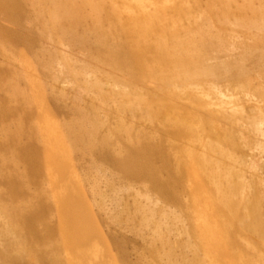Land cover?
I'll return each instance as SVG.
<instances>
[{"label": "bare ground", "instance_id": "6f19581e", "mask_svg": "<svg viewBox=\"0 0 264 264\" xmlns=\"http://www.w3.org/2000/svg\"><path fill=\"white\" fill-rule=\"evenodd\" d=\"M122 1L123 6L119 7L118 0H0V17L8 23L0 22V53L5 51V49L8 51L4 41L7 44L10 42L13 44L20 43V47L23 45L31 48L35 45L36 39H40L38 48L34 49V57H36L38 64L37 68L27 62L28 60H23V65H20L21 67L14 68V71L17 70L15 72L21 73H16L13 79L9 78L11 81L6 78L9 80L6 81L7 83L9 82L8 85H3L2 81L4 80H0V92H9L10 95H14L11 99H15L16 97L20 98L23 104H30L32 101L34 104L37 102L40 108L37 116L40 115L42 118L43 116L46 117L47 114V117L49 116L48 109L44 106L43 98L46 97L51 103L53 102L58 107H61L67 104L68 95L66 91H69L74 96L78 95L76 98H80V100H86L87 97L95 94L100 103L99 110H94L93 112L95 118L93 117L94 120L92 123L87 124L82 121L78 124L70 123L73 121V118L69 119L71 120L69 123L64 121L65 125L63 126H65L69 133L64 134V136H61V134L57 135L59 132L62 133L63 130L62 132L61 130L57 132V126H51L46 123L49 122L47 121L49 117L45 118L44 123H40L41 120H38L39 122L37 123L35 120L38 117L36 119L34 118V123H36H33L34 126H30L31 129L29 128V130L33 132L36 129L39 132L41 143L36 139L40 143L41 149L35 146V143L34 146L30 142V144L27 142V144L25 142L22 144L20 142L21 139L19 140V134L22 132L19 130L16 133H10L11 131L9 132L7 130L0 131V146L5 145L10 139L14 144L17 143L20 145V148L17 147L19 145L16 146L19 148L18 150L22 146L23 152L25 151L24 157L26 162L37 165L34 167L35 169L33 168L34 172L40 165L46 169V162L51 156L49 159L52 166L50 173L55 174L56 177V181L51 183V185L47 182L48 177L45 178L46 176H44L49 171L47 170L44 173L43 176L46 179L44 182L46 183L43 185L46 187L47 184L48 190L47 193L46 190H40L39 197H36L39 200L37 201L36 199L37 202H33V207L35 206V208L29 207L32 204L11 206L10 204H6L8 200L5 204L1 203L3 200L0 202V218L3 220H0L3 222L2 224L0 223V240H4V245L0 247V264H36V258L39 262H42H37V264H87L89 258H92L91 255L95 257L93 259L100 257V252H91L89 246L107 245L105 243L107 240H105V233L103 234L101 232L93 217L95 218V214L96 216L99 215V218L105 223L106 218L110 217L108 213L110 203L108 202L109 199L107 200L104 195L105 192L103 193V190H98L97 185L94 183L95 181L92 180L93 182L91 181L89 183L87 177L81 174L83 170L81 173L78 171L80 167L79 159L82 158H80L82 155L78 157L76 152L80 149L78 142L80 140L84 141V138L88 142L86 145L89 146V149L98 152V157L100 154L103 157H101L102 159L106 157V160H111L114 164L113 166L118 168L115 171H120L118 172V174L120 173L119 175L135 177V180L136 177L142 180L144 178V180H147V184H145L146 181L145 183L143 181L146 189L149 186L156 187L159 191L158 197L160 199H163L160 197V194H162L166 198L168 197L167 200L171 197L175 202L180 203L178 208L180 209L181 207L182 210L180 209L181 211H178V215V212L175 211L176 216L171 215V217L168 215L170 213H164L160 218L159 216L156 217L158 209L160 210V208L156 209L155 206L157 204L147 201V199H151L148 196V191L147 195H141L146 197L145 203L140 204V202L138 204V200L136 201L137 214L131 217V223L134 220L132 218H135L137 215L143 217H141L142 225H140L141 234H143L142 238H144L146 243L152 245L153 248L155 245H169V242H167L170 238L169 234L173 231L172 228L175 225L179 236L184 237L181 245L189 247V251L194 255V260L190 256L192 261L198 259L200 250L203 248L201 253L203 252L204 258L208 260L209 263L206 262L207 264H215L216 259L222 260L225 264H253L256 263V260L259 264H264V255L256 254L258 249H263L264 247V209L262 208L263 212L260 210V201L263 200L264 196H258L256 193L258 190L256 191L254 189L256 192L253 190V193L247 197L246 192H249L244 183L245 181H238L239 177L237 182L236 180L234 181L235 172H233L236 163H247L245 158L247 147L244 144L245 134L253 137L255 149H258L259 152H264V143L259 139L260 135L264 137L263 89L261 90L262 92L256 89V91H260L257 94L260 97L262 96V101L259 100L261 103L258 107L256 106L258 113L255 115H258H250L252 118L250 119L249 114H247L250 120L246 119V121L243 118L247 115L243 113L244 116L241 117L242 113L238 111V108L232 107V109L227 110L225 105L213 100L215 97H212V94L210 95L202 87V83H205L207 79H211L212 83L210 86L217 92L219 90H217L216 86L220 79L227 82L228 85L232 82L231 86L233 82H244L243 79L248 75L247 71H250L247 66H251V64H248V61L251 63L252 58L256 59L254 66L258 63L259 67H257L260 69L261 65L263 68L264 0H207L204 2V8L207 11H214L215 14H213L214 16L217 14V20L223 22V24H232L234 27L240 29L241 32H245V37L242 36L243 38L240 37L238 39L236 35L238 40L233 39L235 37L231 38V33H226L227 31L224 36L219 30L214 31L216 30L214 29L212 32L211 28L213 26H210L212 25L213 17L207 15L204 9L199 8L203 4H201V0ZM106 7L109 9H106L105 12L104 9ZM85 10L87 14H84ZM192 22L194 25L196 24L195 29L189 25ZM229 31H231L230 28ZM227 35L230 36V39H228ZM256 42H259L258 46ZM238 47L241 50L239 49V53L237 52L238 54L235 55ZM74 48L81 51V54H84V50H86L85 52L92 51L91 53H94L95 56L93 57L91 53L90 55L95 59V62L97 61L96 64L91 65V62H83V64L79 65L82 67L81 70L70 68L74 65L73 62H78L77 60L69 58L70 55L68 56V52H71ZM16 49L18 50L19 48L16 47ZM28 53L29 55L30 53L33 54L32 50ZM221 54L225 57L221 58ZM12 55L14 54L12 53ZM87 55L89 59V53ZM92 57L90 59L93 60ZM3 59L6 58L3 57ZM10 60L15 59L11 57ZM1 62L0 72L4 68ZM35 63L32 62L34 65ZM103 65L109 69V74H106L107 76L104 74H99V76L97 73V71L100 73V69L104 67ZM11 68L12 66L10 67V71H13ZM21 68L23 72L41 73L37 76H39L43 84V93L45 96L43 97L41 91H37L35 93L36 102H34V97L31 94L27 96V91L25 93V89H22L20 84H18V81L21 80H25L26 83L30 82L28 76H24L22 71H18ZM253 69H251L252 72ZM4 70L7 71L5 68ZM117 71L120 73L121 78L117 76ZM248 78L250 79L249 75ZM237 86L239 85L237 84ZM258 87L260 88V86ZM76 88H80L82 93H75L74 90ZM243 88L244 86L240 90ZM5 94L9 97L7 93ZM259 96L255 97L258 99L260 98ZM252 97L256 100L254 96ZM243 98L245 99V97ZM6 102V99L0 100V116L2 118L6 115L9 117L14 116L10 113L16 109L10 107ZM15 102L17 103V101ZM30 105L26 106L28 110V106ZM260 105L262 106L260 107ZM75 106L78 109L79 105ZM79 108L80 111L82 110L80 113H82L83 109L81 107ZM33 110L32 112L35 115L36 111ZM217 110L220 112V116L214 119L210 115ZM31 114L29 115L31 116ZM127 114H130L129 117L133 118L132 120L134 122L130 120L132 123L127 124ZM29 115L28 117L31 118L32 116L30 117ZM50 116H52L51 113ZM23 117H21V121L24 120ZM142 121L145 122L144 126L146 128H136ZM221 121L223 123L226 122L225 126ZM32 122L30 123L32 124ZM25 124L24 126H29ZM80 125L84 126L87 131L90 129L93 132L91 133L93 134L92 137L86 138L84 136L87 134V131H85L84 135L80 133L82 132V130L79 132L78 129ZM9 129L11 130V128ZM25 131L23 134L26 133ZM102 131H107L108 134L106 133L107 135L105 136L103 134L101 138L98 137L99 140L97 141V136ZM27 133L30 132L28 131ZM117 134L124 136L121 142L120 138L119 142L117 141ZM27 135L30 136L29 134ZM81 145L85 146L83 143ZM198 146L199 149L201 148L199 153L196 151ZM3 151L8 150L5 149ZM33 151L35 155H30ZM79 152L81 151L79 150ZM12 156L13 153L10 157ZM98 157L96 155V158ZM74 159H76V163ZM156 160L158 163L160 162L159 164L162 166L160 168L165 172V174L163 173L165 176L160 174L161 171L157 167L158 163L155 162ZM26 162L24 163L25 166ZM7 164L10 165L9 162ZM93 166L97 171L99 167L102 168V166L98 168L95 165ZM81 168L83 169V167ZM84 168L86 167L84 166ZM88 168L90 169L91 167L89 166ZM101 168L99 171H101ZM30 169L31 171L28 170V172L31 173L33 169ZM18 172L20 173V171H17V173L9 172L10 174H5L0 170V182H4L7 185L8 188H4V191L8 195L12 196V194H15L17 196L26 190V183L29 181L27 180L29 177L27 174L19 175ZM82 175L83 179L80 177ZM123 178L125 179V177ZM115 181H109L108 187L111 189V195L114 198V209H117V196L122 194V192L117 191L118 184ZM36 182L37 184H41V182ZM36 182L33 181L35 188ZM153 189L152 193L155 194L156 191L154 192ZM86 191L91 196L90 201L87 198ZM184 192L189 194V201H185V199L184 202L182 201ZM1 193L0 196L2 195ZM11 196L10 198L13 197V201L17 198ZM28 196L30 195L28 194ZM46 199H51L52 202L50 200L47 202L45 201ZM29 201L31 202L32 200L29 199ZM200 202H203V204L206 203V205L208 204L210 209L202 206L203 204L201 205ZM53 205L57 212L55 216L54 212L52 214ZM200 205L202 208H200ZM241 205L245 207L244 213L242 212V214L239 212ZM92 206L96 208H94L96 210L95 213L93 212L94 209H92ZM170 208L172 209V207ZM167 211L171 212V210ZM16 215L21 216L22 221L31 227L35 240L39 243L48 241L52 248L49 254L44 251L38 253L36 251L37 249H35L38 246L33 245L35 242L32 245L35 252H37V254L35 253L36 256L33 255L32 250L34 249L30 250V252L27 251L26 246H28L29 242L26 246H23L25 244L21 236L22 232L17 231L19 228L17 229L15 223L16 218L14 217ZM46 215H53L56 218L57 227L52 224L54 223V218L51 216L49 218H53L51 219L53 220L52 223L46 222L48 220L47 217L46 220L40 219L41 221H38L39 216L44 218ZM156 218L160 219L156 222ZM115 219V223H117V215H115ZM168 220H172L173 225L171 223V228L165 229L167 227L163 228V226L169 225ZM174 222H178V225ZM110 234H113V232ZM110 234L107 236L112 245L116 247L119 245L117 242L124 240L118 239L117 241V236ZM175 235L176 232L173 236ZM44 244H42L43 247ZM47 244L45 245L46 250H49L50 247ZM24 247L26 248V252L33 253L32 256L30 254L33 259L26 256ZM64 247L68 250V258H64L66 260H63V257L61 258L60 256L61 249ZM169 249L165 250L162 255L159 251H154H156V254H159L160 259L162 256H167L170 259L171 253ZM98 258L97 264H102L101 262L104 261H101V257ZM160 259L159 261L162 260ZM203 259L201 258L200 260L199 258L196 264H206L204 263L206 259ZM159 261H156V263ZM181 261L183 262L185 260H180L179 264ZM89 262L91 261L89 260ZM170 263L172 264V262ZM174 263L176 264L175 260Z\"/></svg>", "mask_w": 264, "mask_h": 264}, {"label": "rangeland", "instance_id": "374dc122", "mask_svg": "<svg viewBox=\"0 0 264 264\" xmlns=\"http://www.w3.org/2000/svg\"><path fill=\"white\" fill-rule=\"evenodd\" d=\"M205 1H207V0H201V6L199 7L200 9H204L205 11H206V14L207 15H210V16H212L213 18H212V25L210 26V27H212L211 29H212V32H213V30L214 29H216V30H214V31H218L219 30V32H221L222 34H223V36L225 35V32L226 33H231V38L232 37H235V38H233V39H235V40H238V39H240V37H245V32L243 33V32H241L240 31V29H238L237 27H234L232 24H223V22H221V21H219V20H217V14H216V16H214V14H215V12L214 11H207L204 7V2ZM118 4H119V7H121V6H123V1L122 0H118ZM106 9H109L108 7H106L105 9H104V11L106 12ZM214 13V14H213ZM84 14H87V11L85 10L84 11ZM212 14V15H211ZM219 15V14H218ZM0 19L2 20H0V22L1 23H7V21H5L3 18H1L0 17ZM4 20V21H3ZM214 21V22H213ZM219 21V22H218ZM222 23V24H221ZM8 24V23H7ZM187 24V23H186ZM192 24V25H191ZM188 25V24H187ZM190 25V27L191 28H193V29H195L194 27H195V25L193 24V22L192 23H190L189 24ZM215 27V28H214ZM217 27V28H216ZM221 27V28H220ZM190 28V29H191ZM229 28H230V30L231 31H229ZM221 30V31H220ZM224 32V33H223ZM241 34V36H239ZM243 34V35H242ZM230 35V34H229ZM238 36V39H237V36ZM228 36V35H227ZM226 37V36H225ZM230 36H228V39H230L229 38ZM242 37V38H243ZM227 38V37H226ZM4 41V40H3ZM5 43L4 44H6V46H7V49H8V51L5 49V51H3L2 53H0V58H1V56H2V60L0 59V62L3 64V67L7 70V71H5L4 70V68H3V70L0 72V80H4V81H2V83H3V85H8V83L6 82V81H9L10 79H13V78H15V76H16V73L17 72H15V71H17V70H15L14 71V68L16 67V69H17V67L19 66V67H21L20 65H23L22 64V62H23V60H28L27 62H29L31 65H33V66H35L36 68H37V66H38V64H37V61H36V57H34L35 55H34V49H37L38 48V45H39V43H40V39L38 38V39H36V43H35V47L33 46V47H31V48H28V47H25V46H23V45H21V47H20V43H12V42H8L9 44H7V42L6 41H4ZM251 43V42H250ZM252 43H253V41H252ZM257 43V44H256ZM255 44L258 46L259 44V42H256ZM19 44V45H18ZM11 46V47H10ZM9 47V48H8ZM13 47V48H12ZM16 47L17 48H19L18 50L16 49ZM40 47V46H39ZM239 47H240V45H239ZM237 48L236 49V52H235V55H237L239 52H238V50L240 49L241 50V48ZM21 48V49H20ZM23 48V49H22ZM32 50V52H33V54H31L30 53V55H29V53L28 52H31V50ZM26 50V51H25ZM28 51V52H27ZM86 50H84L83 51V53L84 54H81V51H78V50H76L75 48L74 49H72V51L71 52H68V56H69V58H72L73 60H77L78 62H73L74 63V65L73 66H71L70 68H72V69H74V70H77V69H79V70H81L82 69V67L81 66H79L80 64H83V62L85 63V62H88V63H90L91 65H95L96 64V62H95V59L93 58L95 55H94V53H91L92 51H87V52H85ZM17 52V53H16ZM238 52V53H237ZM4 53V54H3ZM12 53L14 54V55H12ZM25 53V54H24ZM89 53V55H90V53L93 55V57L90 55V57H89V59H88V54ZM8 54H10L11 55V57H12V59H15V60H10L11 59V57H10V55H8ZM23 54V55H22ZM33 55V57H31ZM3 57H5L6 59H3ZM14 57H16L17 59H18V57H19V59L21 60H17L16 58H14ZM85 57V58H84ZM93 58V60L92 59H90V58ZM225 56L223 55V54H221V58H224ZM23 58V59H22ZM34 60H33V59ZM8 59V60H7ZM253 59L254 58H252V60H251V63L248 61V64L250 65L251 64V66H247V68L250 70L249 72L247 71V73H248V75H249V77H250V79L248 78V75H247V77H245L243 80H244V82H240V83H238V82H233V84H235V85H233L232 84V86H231V83H229V85H228V83L227 82H224L223 80H218V82L219 83H217V90H219L218 92L216 91V90H214V89H212L211 88V79H207L206 81H205V83L203 82L202 83V87L204 88V90H206L207 92H209V94L212 96V97H215V98H213V100H215L217 103H222V105H225L224 107L227 109V110H229L230 108L232 109V107L233 108H238V111H240L242 114H241V117L242 116H244L243 115V113L245 114V115H247V114H249V117H250V115H255L256 113H258L256 110H258L257 109V107L259 106V104L261 103V97L259 96V94H257V93H259L262 89V91H263V94H264V66H263V68H262V66L260 65V69L258 68L259 67V65H258V63L254 66V63H256V59H254V61H253ZM3 60H5V61H3ZM17 60V61H16ZM31 62H30V61ZM82 60V61H81ZM88 60V61H87ZM250 60V59H249ZM8 63H7V62ZM246 61V62H247ZM4 62V63H3ZM10 62V63H9ZM25 62V61H24ZM32 62L33 63H35V65L34 64H32ZM6 63V64H5ZM8 64H11V65H8ZM12 64H14V65H12ZM16 64V65H15ZM76 64V65H75ZM247 64V65H248ZM101 65V64H100ZM12 66V68H11V70L13 69V71H10V67ZM104 66V65H103ZM258 66V67H257ZM9 67V68H8ZM77 67V68H76ZM255 67H257V68H255ZM256 70H254V69ZM251 69H253V72L251 71ZM258 69V70H257ZM25 70V69H24ZM104 70V71H103ZM261 70V71H260ZM9 71V72H8ZM18 71H22V68L21 69H18ZM39 71V70H38ZM10 72H12V73H10ZM15 72V73H14ZM23 72V71H22ZM25 72V71H24ZM23 72V74H24V76H28V78L30 79V84L29 83H26V81L24 80H21V81H18V84H20V86L22 87V89H25V93H26V91H27V96H30V94L34 97V102H36V97H35V93L37 92V91H41V94H43V97L45 96L44 95V88H43V84L41 83V81H40V78H39V76H37V75H40L38 72V74H36V73H33V72H25L24 73ZM102 72V73H101ZM260 72V73H259ZM19 73H21V72H18L17 74H19ZM97 73H98V75L100 74H104V75H106V74H109V69L106 67V66H104L102 69H100V73L97 71ZM112 73V72H111ZM11 74V75H10ZM27 74V75H26ZM113 74V73H112ZM120 73L117 71V76H120V78H121V75H119ZM15 75V76H14ZM99 75V76H100ZM9 76V77H8ZM12 76V77H11ZM107 76V75H106ZM111 76V75H110ZM252 77V78H251ZM3 78H5V79H3ZM9 79V80H7V79ZM246 78H248L247 80H246ZM36 80V81H35ZM11 81V80H10ZM208 81V82H207ZM221 81V82H220ZM21 82V83H20ZM225 83V84H223V83ZM6 83V84H5ZM24 83V84H23ZM226 83H227V85H226ZM239 85V86H237V84ZM0 84H1V81H0ZM242 84H243V86H244V88L243 89H241L240 90V88H242L243 86H242ZM254 86H253V85ZM224 85V86H223ZM247 85V86H246ZM252 85V86H251ZM257 87H256V86ZM1 86V85H0ZM223 86V87H222ZM229 87V89H228V87ZM236 86V87H235ZM241 86V87H240ZM246 86V87H245ZM258 86H260V88L258 87ZM208 87V88H207ZM210 87V88H209ZM262 87V88H261ZM237 88V89H236ZM250 88H252V89H250ZM238 89H239V92H238ZM255 90V92H253L254 90ZM256 89H258V90H260V91H256ZM70 90V89H69ZM221 90V91H220ZM228 90V91H227ZM243 90H245V91H243ZM1 91V90H0ZM8 91V90H7ZM75 93H77V94H79V92L80 93H82V90L80 89V88H76L75 90ZM247 91H248V94H247ZM249 91H251V93H249ZM261 91V92H262ZM69 92V91H68ZM68 92L66 91V93H67V95H68V98H67V104H65V105H63V106H61V107H58L57 105H55V103H51V101L48 99V98H43V102H44V106L48 109V113H49V118L47 117V115H46V117H44L43 116V118L40 116V115H38L37 116V114H39L38 113V111L40 110V108H39V106H38V103L36 102L35 104L33 103V101L31 102L32 103V105H30V104H23V103H21V101H20V98H15V99H11V98H13V96L14 95H10V93L9 92H4V93H2V92H0V93H2V95H0V100H2V99H6V104H9L10 105V107H12L13 109L14 108H16V109H14V111H12L10 114L11 115H14V116H8V115H6V116H4V118H2V116H0V131L1 132H3V131H11L10 133H16V131H20V132H22L21 134H19L20 136H19V140H20V142L23 144V142H27L28 144H30V143H32L33 144V146H34V143L36 144L35 146H38V148H40L41 149V145H40V143H41V141H40V135H39V132L36 130V129H34L33 130V132L35 133H33L32 132V130H29V128H30V126H34V124L37 122H39L40 120V123H44L43 121H45V118H48V120L47 121H49V122H46V123H48L49 125H54V126H57V132L59 131V130H61V132H62V130H63V132H65V133H60L59 132V134L57 133V135H60L61 134V136L63 135L64 136V134H66V133H68V131H67V129L65 128V126H63V125H65V122L66 123H69V121H71V120H69V119H72L73 121H71L70 123H74V124H78V123H80V121H82V122H84V123H87V124H89V123H92V121L94 120V118H95V116H93V112H94V110H99V106H100V103L98 102L99 100H98V97L95 95V94H93V95H91L90 97H87V99L86 100H80V98L78 99V98H76V97H78V95L77 96H74L72 93H70L69 92V94H68ZM5 93H7L8 95H9V97H7V95L5 94ZM28 93H29V95H28ZM218 93V94H217ZM228 93V94H227ZM215 94V95H214ZM217 94V95H216ZM222 94V95H221ZM224 94V95H223ZM250 94V95H249ZM253 94V95H252ZM255 94V95H254ZM257 94V95H256ZM219 95V96H218ZM73 96V97H72ZM221 96H223V97H221ZM245 97V99L243 98V97ZM252 96H259L260 98H256V100L252 97ZM70 97H71V99H70ZM94 97V98H93ZM233 97V98H232ZM246 97H248V98H246ZM252 97V98H251ZM76 98V99H75ZM11 99V100H10ZM92 99V100H91ZM242 99H244V100H242ZM70 102H69V101ZM77 100H79V101H77ZM250 100H251V103H250ZM257 100H258V102H257ZM259 100H261L260 102H259ZM9 101V102H8ZM15 101H17V103L15 102ZM19 101V102H18ZM50 101V102H49ZM76 101V102H75ZM222 101V102H221ZM226 101V102H225ZM249 101V102H248ZM253 101V102H252ZM15 102V103H14ZM48 102H49V104H48ZM71 102H73L72 103V105H74L73 107H72V105H71ZM78 102V104H76ZM85 103V105H84V103ZM90 102H92V103H90ZM254 102H256L255 104H254ZM83 103V104H82ZM233 103H235L236 104V106H235V104H233ZM14 104V105H13ZM83 106H85V107H83ZM13 105V106H12ZM27 105H30V106H28V108H29V110L31 111H29L28 109H27ZM36 106V107H34V106ZM52 107H51V106ZM75 105H79V107H81L82 109H83V112L82 113H80L81 111L79 110L80 108L78 107V109L76 108V106ZM216 105H219V104H216ZM38 106V107H37ZM70 106H71V108H70ZM215 106V105H214ZM214 106H213V109H214ZM231 106V107H230ZM257 106V107H256ZM262 105H260V107H261ZM54 107V108H53ZM63 107V108H62ZM18 108V109H17ZM24 108V109H23ZM34 110H33V109ZM36 108V109H35ZM86 108V109H85ZM215 108L216 109H218V107L217 106H215ZM38 109V110H37ZM73 109V110H72ZM246 109V110H245ZM32 110L33 111H36L35 112V115H36V117H34L35 115H34V112H32ZM67 110V111H66ZM74 110H76V111H74ZM77 110H78V114L76 115V113H77ZM93 110V111H92ZM255 110V111H254ZM20 111H22V112H20ZM30 113H29V112ZM61 111V112H60ZM213 111V110H212ZM15 112V113H14ZM17 112V113H16ZM28 112V113H27ZM254 112V113H253ZM13 113V114H12ZM31 113H33V114H31ZM50 113H51V115L53 116H50ZM9 114V115H10ZM17 114V115H16ZM20 114H22V115H20ZM25 114H26V118H25ZM29 114H31V116L33 117H31ZM82 114V115H81ZM28 115L32 118H29L28 117ZM101 115V117L102 118H104L103 117V115L102 114H100ZM128 115V114H127ZM126 115V122H127V124H130V123H132V122H134V120H132L133 118H130L129 117V115L127 116ZM258 115V114H257ZM257 115H255V116H257ZM24 116V117H23ZM76 116V117H75ZM80 116H81V119H80ZM210 116H212V117H214V119H216V118H218L219 116H220V112L217 110L216 112H212L211 113V115ZM252 116V117H253ZM9 117V118H8ZM12 117V118H11ZM19 117V118H18ZM21 117H23L24 118V120L23 121H21L22 120V118ZM38 117V118H37ZM94 117V118H93ZM209 117V116H208ZM249 117H248V115L247 116H245L243 119H249ZM3 120H2V119ZM29 118V119H28ZM36 120H35V119ZM51 118V119H50ZM77 120H76V119ZM5 119V120H4ZM19 119V120H18ZM21 119V120H20ZM27 119V120H26ZM43 119V120H42ZM55 120V123H56V125H55V123H54V120ZM129 119V120H128ZM250 119H252L251 117H250ZM249 119V120H250ZM17 120V121H16ZM34 120L36 121L35 123H34ZM39 120V121H38ZM52 120V121H51ZM74 120H75V122H74ZM132 122H131V121ZM14 121V122H13ZM18 121H19V123H18ZM31 121H33L32 122V124L30 123ZM65 121V122H64ZM79 121V122H78ZM110 121V120H109ZM247 121V120H246ZM6 122V123H5ZM18 124H17V123ZM21 122H22V124H21ZM28 122V123H27ZM63 124H62V123ZM10 123V124H9ZM25 125H29V126H24V124ZM34 123V124H33ZM58 123V124H57ZM144 123V124H143ZM221 123H223V121H221ZM16 124V125H15ZM21 124V125H20ZM111 124H113V123H111ZM225 124H226V122H224L223 123V125L225 126ZM229 124V123H228ZM21 126V128H19L20 126ZM61 125V126H60ZM141 125H142V127H141ZM145 122H141V123H139L138 124V126H136V128H146L145 126ZM59 126V127H58ZM77 126V125H76ZM15 127V128H14ZM8 128V129H7ZM9 128H11V130L9 129ZM27 128H28V130H27ZM56 128V127H55ZM59 128V129H58ZM13 129V130H12ZM26 131H25V130ZM31 129V128H30ZM79 129V132L82 130V132H80V133H82L83 135H84V133H85V131H87V129L84 127V126H81L80 125V128H78ZM27 133L28 131L30 132V133H27V134H29L30 136H28L26 133V135L25 134H23L24 133V131ZM65 130V131H64ZM0 132V133H1ZM32 132V133H31ZM103 132V133H102ZM101 132V134L100 135H98L97 136V141L99 140V138H101L102 137V135L104 134V136L105 135H107L108 134V132L107 131H102ZM91 133H93L90 129L87 131V134H85L84 136L86 137V138H88V137H92V135L93 134H91ZM107 133V134H106ZM69 134V133H68ZM33 135V136H32ZM35 135V136H34ZM39 135V136H38ZM87 135V136H86ZM246 136H245V141H246V143H245V141H244V144L246 145V147H247V150H246V147L244 146V148H245V150H246V152H245V154H246V161H247V163L246 164H239V163H236L235 164V166H234V168H233V172H235L234 173V181L236 180V182H237V180H238V177H239V180L238 181H240V180H242L245 184H246V186H247V188H248V192L250 193H247L246 192V196L248 197L249 195H251L252 193H253V190H254V192H256L257 193V195L258 196H264V152H262V151H260L259 152V150L258 149H255L254 148V140H253V137L251 136V135H249V134H245ZM23 136V137H22ZM54 137H55V135H53ZM119 136V137H118ZM122 135H119V134H117V141L119 142V138L121 139L120 140V142L123 140V137L124 136H122ZM27 137H28V139H27ZM34 137V138H33ZM99 137V138H98ZM30 138V139H29ZM33 138V139H32ZM38 139V142L40 141V143H38L37 142V139ZM40 138V139H39ZM65 138V137H64ZM259 139L264 143V137H262L261 135L259 136ZM27 140V141H26ZM34 140H35V142H34ZM242 140V139H241ZM10 141V142H9ZM84 141H85V138H84ZM84 141H81L80 140V142H78L79 143V146H80V149H79V146H78V149L81 151V152H79V150L76 152V154H78V157L80 156V155H82V156H80V158L82 159H79V161H80V164H79V168H78V171H80V173H81V171H82V173L81 174H83L85 177H87V181H89V183L93 180V181H95L94 183L97 185V187H98V190H103V193H104V195L106 196V198H107V200H108V202L110 203V205H109V207H108V209H109V218H106L107 220H105L106 222L105 223H103L102 222V220L99 218V215H97L96 216V214H95V218L93 217V219L97 222V224H98V226H99V229L101 230V232L105 235V240H107L105 243L107 244V245H93V247H90L89 246V248H90V251L91 252H95V251H98V252H100V254H99V256L101 257H99L100 259H101V261H104V262H101L102 264H171L170 262H172V264H173V262H174V260L176 261V264L178 263L179 264V261L180 260H182V259H184L185 261H181L180 262V264H196L197 263V260H199V258H200V260H201V258L203 259L204 258V253L202 254L201 253V251L203 250V248H201L202 250H200V254L198 255V259L197 258H195V259H197L196 261H192V258H193V260H194V255H193V253L192 252H190L189 250H190V248L189 247H187L186 245H181L182 243H181V241H182V239L184 240V237L182 238V236H179V234H178V232L176 231V227H175V225H174V227L172 228L173 229V234H172V232L169 234L170 236V241H169V239H168V241L167 242H169L168 244L169 245H157V246H159V247H157L156 245V247L154 246V248L152 247V245H149L148 243H146L145 242V240H144V238H142V235L143 234H141V226L140 225H142V216H139V215H137L135 218H132V219H134L133 220V222L131 223V217H134V215H136L137 214V206H136V204L138 203H140V204H143V203H145L146 202V197H144L145 195H147V191H148V193H149V198H151L150 200H148L147 199V201H149V203L151 202V203H153V204H157L155 207H156V209H158V208H160V210H161V212H162V215H161V212H160V210L158 209V211H157V213H156V217H162L163 215H164V213L166 214V213H170V214H168L169 216H176V212H178L180 209L182 210V208L180 207V209L178 208V206H180V203L179 202H175V200L173 199V198H171V197H169V199H171V200H167V198L165 197V196H163L162 194H160L159 196L161 197V198H163V199H160L159 197H158V194H159V191L157 190V188L156 187H154V186H149L147 189H146V187H145V184H147V180H144V178H143V180L141 179V178H138L137 179V177H136V180L134 179L135 177H131V176H127V175H124V176H121V175H119L118 174V172H120V171H115V170H118V168L117 167H115V166H113L114 164L111 162V160H106V157H104V159H102L103 157L99 154V157H98V152L96 151V150H92V149H89V146H87L86 144H88V142H84ZM30 142V143H29ZM37 142V143H36ZM250 142V143H249ZM1 143V142H0ZM9 143V144H8ZM13 141H11V139L10 140H8V142L5 144V145H2V146H0L1 148H0V170H2L5 174H10V173H17V171H20V173L18 172V174L19 175H21V174H27L28 175V179L27 180H29L27 183H26V190H27V192H22L21 194H18L17 196L15 195V194H12V196H14V198H16V199H14V201H13V197L11 196V195H8V193H5V189H7L8 187H7V185L4 183V182H0V193L2 194L1 196H0V202L1 203H3V204H5L6 203V201L8 200V202L6 203V204H10L11 206H14V205H20V204H22V205H20V206H23V205H31V206H29V207H33V202L35 203V202H37L39 199L38 198H36V197H39V193H40V190L41 189H43V190H46V193H47V190H48V187H47V184H46V187L44 186L45 184L44 183H46V182H44V181H46V179L45 178H47L48 179V181L47 182H49V184H51V183H54V181H56V177H55V174H53V173H50V169L52 168V166H51V164H50V162H49V159L51 158V156L48 158V160H47V162H46V169H45V167L43 166H39V168H37L36 169V171L34 172V167L35 166H37L36 164H31V162H29V163H27L26 162V160H25V151L23 152V150H22V146H21V149L20 150H22V152H20V150H18L19 148H20V145L19 144H17V143H13ZM26 143V144H27ZM81 143H83V145H85V146H82L81 145ZM38 144V145H37ZM12 145V146H11ZM17 145H19V146H17ZM250 145V146H249ZM253 145V146H252ZM5 146H7V147H5ZM19 147V148H17V147ZM85 147V148H84ZM5 149H7L8 151H3V150H5ZM33 149H35V148H33ZM17 150H18V152H17ZM59 150V149H58ZM84 150V151H83ZM87 151V152H86ZM97 153H95V152ZM196 151H197V153H199L200 151H201V148L199 149V146H198V148H196ZM5 152H6V154H5ZM13 153V156L12 157H10L11 156V154ZM50 154V153H49ZM5 156V158H3L4 156ZM16 155H17V157H16ZM30 155H35V153H34V151L33 152H31L30 153ZM85 155V156H84ZM96 155H97V157L98 158H96ZM14 156H15V159H14ZM3 159H2V158ZM7 157V158H6ZM10 157V158H9ZM102 157V158H101ZM12 158V159H11ZM101 158V159H100ZM5 159V160H4ZM6 159H9V160H6ZM11 159V160H10ZM96 159V160H95ZM99 159V160H98ZM1 160H3V161H1ZM101 160V161H100ZM106 160V161H105ZM250 160V161H249ZM18 161V162H17ZM91 162V163H89V162ZM103 161V162H102ZM107 161H109V162H107ZM249 161V162H248ZM10 163V165L9 164H7V163ZM14 162V163H13ZM16 162V163H15ZM22 162V163H21ZM26 162V166H25V163ZM74 162L76 163V159H74ZM155 162H157L158 163V161L156 160ZM252 162V163H251ZM100 163H101V165H100ZM160 163V162H159ZM157 164L158 166V168L160 169V174L161 175H164L165 174V172H163L162 170H161V168L160 167H162L160 164ZM13 164V165H12ZM22 164V165H21ZM83 164H85V165H83ZM89 164V165H88ZM91 164V165H90ZM239 164V165H238ZM7 165V166H6ZM33 165V166H32ZM93 165H95L97 168L99 167V166H102V168L101 167H99V169L101 168V171H99V169H98V171H97V169L95 168L94 169V166ZM98 165V166H97ZM12 166V167H11ZM32 166V167H31ZM84 166L86 167V168H84ZM91 167L90 169L88 168V167ZM5 167H6V169H5ZM42 167V168H41ZM81 167H83V169L81 168ZM8 168V169H7ZM17 168V169H16ZM30 168H34L33 170H32V172H34L33 174H32V172L30 173V172H28V170L29 171H31V169ZM115 168V169H114ZM117 168V169H116ZM45 169V170H44ZM86 170V172H85V170ZM163 169V168H162ZM49 171V175L46 173V171ZM89 170V171H88ZM235 170V171H234ZM39 171H41L40 173H38ZM95 171V172H94ZM116 173H115V172ZM10 172V173H9ZM37 172V173H36ZM99 172V173H98ZM113 172V173H112ZM44 173H46V175H44ZM112 173V174H111ZM164 173V174H163ZM237 173V174H236ZM240 176H239V175ZM32 175H34V176H32ZM41 175H42V178H41ZM46 176L45 178H44V176ZM83 175L82 176H80V177H82L81 179H83ZM110 175V176H109ZM112 175V176H111ZM32 176V177H31ZM93 176V177H92ZM165 176V175H164ZM35 177V178H34ZM90 177V178H89ZM123 177H125V179L123 178ZM126 177H128V178H126ZM241 177V178H240ZM41 180H40V179ZM115 179H117L116 181H115ZM133 179V180H132ZM31 180H32V183H33V181L34 182H36V181H38V182H41V184L40 183H38L37 184V182H36V188L34 187V183H33V185H31L32 183H31ZM40 180V181H39ZM106 180V181H105ZM111 182V181H115L117 184H118V186H117V191H120V192H122V194H119L118 196H117V209L115 208L114 209V205H113V202H114V198L112 197L113 195H111L112 193H111V189L108 187V184L110 183L109 181ZM92 181V182H93ZM101 181V182H100ZM128 181V182H127ZM135 181H136V183H135ZM138 181V182H137ZM142 181V183H140ZM143 181H144V183H145V181H146V183L144 184L143 183ZM122 182V183H121ZM121 183V184H120ZM138 183V184H137ZM44 184V185H43ZM149 184V183H148ZM38 185H40L39 187H37ZM42 185H43V187H42ZM52 185V184H51ZM121 185V186H120ZM123 185V186H122ZM130 185V186H129ZM131 188H129V187ZM143 186V187H142ZM33 187V188H32ZM42 187V188H41ZM122 187V188H121ZM125 189H124V188ZM133 187V188H132ZM145 187V188H144ZM5 188V189H4ZM28 188V189H27ZM30 188V189H29ZM35 188V189H34ZM46 188V189H45ZM121 188V189H120ZM151 188V189H150ZM155 190H154V189ZM146 189V190H145ZM151 191H150V190ZM152 189H153V191L155 192L156 191V193L155 194H153L152 193ZM252 189V190H251ZM127 190V191H126ZM134 191V192H136V193H132V191ZM34 191V192H33ZM250 191H252V192H250ZM33 192V193H32ZM36 192H37V196H36ZM49 192V191H48ZM125 192V193H124ZM130 192V193H129ZM27 193V194H26ZM86 194H87V198H89L88 200L90 201L91 199H90V197L91 196H89V194H88V192L86 191L85 192ZM146 193V194H145ZM24 194H26V195H24ZM28 194L31 196H28ZM136 194V195H135ZM144 194V196H141V195H143ZM263 194V195H262ZM33 195V196H32ZM48 195H49V197H50V194L48 193ZM122 197H121V196ZM151 195V196H150ZM4 196V197H3ZM9 196V197H8ZM10 196L12 197V198H10ZM25 196V197H24ZM89 196V197H88ZM108 196V197H107ZM156 196V197H155ZM34 197V198H33ZM165 197V198H164ZM183 197L184 198H182V201L184 202V199H185V201L186 200H188L189 199V194L186 192H184V194H183ZM24 200H23V199ZM27 198V199H26ZM29 199L30 200H32L31 202L29 201ZM36 199H37V201H36ZM52 199V198H51ZM51 199H46L45 201H47V202H49V200L52 202V200ZM98 199H99V197H98ZM112 201H111V200ZM145 199V200H144ZM154 199H156V200H154ZM22 200H23V202H22ZM139 202H138V201ZM144 200V202H142ZM158 200V201H157ZM163 200V201H162ZM164 200H165V202H164ZM245 200H247V199H245ZM122 201V202H121ZM136 201H137V203H136ZM172 201V202H171ZM189 201V200H188ZM11 202H13L12 204H11ZM16 202V203H15ZM19 202V203H18ZM28 202H29V204H28ZM123 202H124V204H123ZM161 203H163L162 205H160ZM174 205H172V204ZM177 203V204H176ZM125 206L126 204H128L127 206H123V205ZM134 206H133V205ZM200 204L202 205L203 204V202L201 203L200 202ZM166 205H168V206H166ZM190 205H191V203H190ZM200 205V206H201ZM158 206V207H157ZM202 206H204V207H208V204L206 205V203L205 204H203ZM202 206L200 207V208H202ZM129 207V208H128ZM162 207V208H161ZM170 207H172V209L170 208ZM178 209H177V208ZM183 207V206H182ZM210 207V206H209ZM208 207V208H209ZM33 208H35V206L33 207ZM32 208V209H33ZM53 211H52V214H54V216L57 214V212H56V209H54V205H53ZM95 208V206H92V209H94ZM112 209V211H111V209ZM122 210H121V209ZM124 208V209H123ZM166 208V209H165ZM245 207L243 206V205H241L240 206V208H239V212H240V214H242V212L244 213V209ZM262 208L264 209V198H263V200H261L260 201V210L262 211ZM96 209V208H95ZM93 210V212L95 213L96 212V210ZM165 209V210H164ZM191 209H192V205H191ZM210 209V208H209ZM55 210V211H54ZM120 210V211H119ZM167 210H171V212L170 211H167ZM180 210V211H181ZM183 210H184V207H183ZM125 211V212H124ZM134 211V212H133ZM165 211V212H164ZM176 211V212H175ZM264 211V210H263ZM262 211V212H263ZM54 212V213H53ZM119 212H120V215H119ZM129 212V213H128ZM158 212H160V213H158ZM175 212V213H174ZM114 213V214H113ZM117 213V214H116ZM126 213V214H125ZM130 213H131V215H130ZM132 213H133V215H132ZM264 213V212H263ZM129 214V215H128ZM160 214V215H159ZM179 214V212L177 213V215ZM112 215V216H111ZM115 215H117V223H115V221H116V219H115ZM119 215V216H118ZM127 215V216H126ZM17 216V217H16ZM14 218H16V226H17V231H21L22 233H21V236L23 237V243L25 244V245H23V246H26L27 245V243H28V246H26V248H27V251L28 252H30V250H32V249H34L33 248V245L34 246H38L37 248H35V249H37L36 251L39 253L40 251H41V253L44 251L45 253H48L49 254V252H51L52 251V248L50 247V245H49V243H48V241L46 242H41V243H39L37 240H35L34 239V235L32 234V229H31V227H29V226H27L23 221H22V219H21V216H18V215H16ZM35 217H37L36 215H34ZM53 217V218H51V219H53V220H51L49 217ZM53 215H46L44 218L42 217L41 218V216H39L40 218H39V220L38 221H41V220H46L47 218H48V220H46V222L48 221V222H50V223H52V221L54 222V223H56L57 222V220H56V218L54 217ZM171 216V217H172ZM19 217V218H18ZM47 217V218H46ZM112 217V218H111ZM142 217V218H141ZM18 218V219H17ZM97 218V219H96ZM124 218V219H123ZM160 218H156L157 220H156V222L160 219ZM41 219V220H40ZM50 219V220H49ZM115 219V220H114ZM0 220L1 221H3L1 218H0ZM100 220V221H99ZM137 220V221H136ZM141 220V221H140ZM0 221V223L2 224L3 222H1ZM112 221V222H111ZM120 221V222H119ZM22 222V223H21ZM141 222V223H140ZM168 222H169V225L172 223V225H173V222H172V220H168ZM54 223H52L53 225H55V227H57V223L56 224H54ZM110 223V224H109ZM175 224L177 223V225H178V222H174ZM0 224V225H1ZM112 224V225H111ZM20 225H21V227H20ZM113 225H115V226H113ZM169 225H164L163 226V228H165V227H167V228H165V229H169V228H171V225H170V227H169ZM176 225V226H177ZM37 226H38V224H37ZM114 227V228H113ZM102 228V229H101ZM21 229V230H20ZM37 230V229H36ZM108 230V231H107ZM113 232V234H115L116 236H117V241H118V239L120 240V239H124V240H122V242H117V244L119 243V245H117V247L115 246V245H112V243L110 242V239L108 238V236H109V234L110 233H112ZM137 231V232H136ZM176 232V235L175 236H173L174 235V233ZM25 234V235H24ZM113 234H110V235H113ZM24 235V236H23ZM108 235V236H107ZM125 236V237H124ZM28 237V238H27ZM123 237V238H122ZM25 238V239H24ZM1 239V238H0ZM29 239H31L30 241H29ZM109 239V240H108ZM172 239H173V241H172ZM33 240H35V241H33ZM45 240V239H44ZM124 241V242H123ZM172 241V242H171ZM33 242H35V244L33 243ZM110 242V243H109ZM146 243V245H145V243ZM32 243H33V245H32ZM45 243V244H44ZM48 243V244H47ZM173 243V244H172ZM177 243H179V244H177ZM37 244V245H36ZM42 244H44V247H43V245ZM47 244V246H49V247H47V248H49V250L47 249L46 250V245ZM148 244V245H147ZM2 245H4V240L2 239V241L0 240V247H2ZM42 247H41V246ZM95 246V247H94ZM98 246V248H96ZM169 246V247H168ZM185 246V247H184ZM202 246V245H201ZM39 247H40V249H39ZM100 247V248H99ZM162 247V248H161ZM167 247V248H166ZM173 247V248H172ZM177 247V248H176ZM26 248L24 247V252H25V254H26V256H29V257H31L32 256V254L33 255H35L36 256V254H37V252H35V249L34 250H32L33 251V253H28V252H26ZM30 248V249H29ZM152 248V249H151ZM156 248V249H155ZM158 248V249H157ZM170 248V249H169ZM184 248H185V250H184ZM188 249V251H189V253H190V255H189V253H188V251H187V249ZM29 249V250H28ZM51 249V250H50ZM63 249V250H62ZM61 249V253H60V256H61V258L63 257V260H66L68 257H67V255H68V253H67V248L66 247H64V248H62ZM92 249V250H91ZM96 249V250H95ZM98 249V250H97ZM163 249V250H162ZM167 249H169L170 251V259L172 260H170V259H168L167 258V256H162V260L160 259V256H158L159 254H156L155 252L156 251H159V253H161V255L162 254H164V252H165V250H167ZM102 250V251H101ZM124 250V251H123ZM154 250H156V251H154ZM31 251V252H32ZM163 251V252H162ZM240 251V250H239ZM105 254L104 256H103V253ZM173 252V253H172ZM181 252V253H180ZM184 252V253H183ZM28 253V254H27ZM36 253V254H35ZM95 253H97V252H95ZM177 253V254H176ZM178 253H179V255H181V256H179L178 255ZM30 254H31V256H30ZM47 254V255H48ZM109 254V255H108ZM256 254H258V255H261V256H263L264 255V247H263V249H258V251H257V253ZM189 255V256H188ZM35 256H33V257H35ZM66 256V257H65ZM92 256V258H89V260L91 261V262H89L88 263V261H87V264H97V258L96 259H93V258H95V257H93V255H91ZM153 256V257H152ZM159 257V259L161 260V261H159V259H158V257ZM190 256H192V258H190ZM106 257V258H105ZM164 257H165V259H164ZM187 257V258H186ZM206 257V256H205ZM36 258V257H35ZM35 258H34V260H35ZM64 258H66V259H64ZM98 258V259H99ZM112 258V259H111ZM31 259H33L32 257H31ZM107 259V260H106ZM121 259V260H120ZM158 259V260H157ZM174 259V260H173ZM178 261H177V260ZM190 259V260H189ZM204 259H206V258H204ZM203 259V260H204ZM92 260H94V261H92ZM170 260V262H168ZM207 260V259H206ZM206 260H204L205 262L204 263H209L208 262V260L206 261ZM36 264H37V262H39L38 260H37V258H36ZM156 261H159V262H157L156 263ZM187 261V262H186ZM190 261V262H189ZM0 262H1V259H0ZM39 263H42V262H39ZM38 263V264H39ZM206 263V264H207ZM256 263L257 264H259V262L256 260ZM256 263H253V264H256ZM175 264V263H174ZM215 264H225L222 260H219V259H216L215 260Z\"/></svg>", "mask_w": 264, "mask_h": 264}]
</instances>
